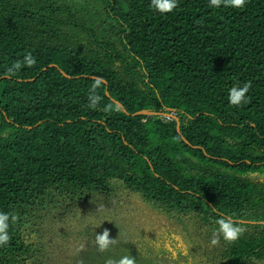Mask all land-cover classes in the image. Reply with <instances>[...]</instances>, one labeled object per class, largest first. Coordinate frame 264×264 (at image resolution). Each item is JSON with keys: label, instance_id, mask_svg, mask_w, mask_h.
I'll list each match as a JSON object with an SVG mask.
<instances>
[{"label": "trees", "instance_id": "trees-1", "mask_svg": "<svg viewBox=\"0 0 264 264\" xmlns=\"http://www.w3.org/2000/svg\"><path fill=\"white\" fill-rule=\"evenodd\" d=\"M139 205L192 264H264V0H0V264H68L73 225L132 245L120 212L150 221ZM224 217L237 240L214 235Z\"/></svg>", "mask_w": 264, "mask_h": 264}, {"label": "rangeland", "instance_id": "rangeland-1", "mask_svg": "<svg viewBox=\"0 0 264 264\" xmlns=\"http://www.w3.org/2000/svg\"><path fill=\"white\" fill-rule=\"evenodd\" d=\"M139 207L145 210L150 218L148 222H143L145 215L140 211L132 215V219L125 220L127 215L124 212H120L121 218L124 220L123 229L128 233V239L132 237L131 243L123 241L128 247L125 251L122 242L119 239V235L116 236L120 243V248L110 246L107 251L101 252L96 244V236L82 238L81 240L76 236L75 232L78 231L77 226L73 225L70 229L71 239L69 240L68 249H65L71 257L68 264H108L111 259L113 261H118L120 258L131 255L135 258V264H192L188 260V256L182 255L181 253L186 251L187 244L184 243V239L181 237L180 229L178 227H173L171 224L165 225L161 222L156 215L153 214L151 210H147L144 206L139 205ZM109 214L111 217L113 212L103 213L100 217ZM168 224V223H167ZM155 240L152 239L154 236ZM114 234L109 232V238L114 239ZM182 238V239H181ZM83 241L86 242L84 245ZM155 245L152 246V242ZM182 241V242H181ZM163 244L166 250L157 248L159 245ZM85 247L90 252H96L92 257H88L85 254ZM119 247V246H118ZM98 251V252H97ZM83 252V254H82ZM89 254V253H88ZM117 256V258L112 259Z\"/></svg>", "mask_w": 264, "mask_h": 264}, {"label": "clouds", "instance_id": "clouds-1", "mask_svg": "<svg viewBox=\"0 0 264 264\" xmlns=\"http://www.w3.org/2000/svg\"><path fill=\"white\" fill-rule=\"evenodd\" d=\"M247 0H209V6L212 8H220L221 6L230 8H242L246 4ZM178 6V0H151V7L154 11L161 14L171 13ZM26 65L31 66L35 64V58L31 54L24 57L23 61ZM19 67V64L16 66ZM99 84L93 86L92 94L89 97L90 107L95 108L100 97L95 95V88ZM252 87L250 81L244 82L242 85L237 84L229 89L228 91V102L233 106H240L247 102V93ZM172 114V113H170ZM175 116L174 114H172ZM176 117V116H175ZM170 118V117H168ZM30 129V127H27ZM17 220L15 215L6 212H0V247L8 244L10 240L9 227L10 223H14ZM218 228L215 230L214 235H222L226 242H232L237 240L244 229L241 225L232 220L231 217H224L217 221ZM169 225V224H167ZM54 242V239H53ZM96 244L99 251L104 252L109 249L110 246H114L117 241L116 239L109 238V231L105 229L102 233L96 234ZM213 245L218 243V238L211 241ZM108 264H135V258L131 255H126L120 258L118 261L109 260Z\"/></svg>", "mask_w": 264, "mask_h": 264}, {"label": "water", "instance_id": "water-1", "mask_svg": "<svg viewBox=\"0 0 264 264\" xmlns=\"http://www.w3.org/2000/svg\"><path fill=\"white\" fill-rule=\"evenodd\" d=\"M64 77H68V76H66L64 73H61ZM95 79H98V78H95ZM102 82L103 83H105V81H103L102 80ZM105 95L107 96L108 94H107V91L105 90ZM142 114H153V113H150V112H148V111H140V112H137V113H135V115H142ZM164 116H166V117H170V118H172V119H175L176 120V117L175 116H173L172 114H163ZM176 129H178V125H176Z\"/></svg>", "mask_w": 264, "mask_h": 264}]
</instances>
